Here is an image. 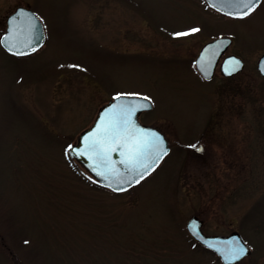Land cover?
I'll return each instance as SVG.
<instances>
[{"label": "rangeland", "instance_id": "1", "mask_svg": "<svg viewBox=\"0 0 264 264\" xmlns=\"http://www.w3.org/2000/svg\"><path fill=\"white\" fill-rule=\"evenodd\" d=\"M17 6L45 43L0 47V264H221L189 236L192 216L206 235H241L238 264H264V4L234 22L201 0H0V36ZM219 37L244 67L205 82L193 61ZM116 96L147 97L138 119L170 148L118 195L67 156Z\"/></svg>", "mask_w": 264, "mask_h": 264}, {"label": "water", "instance_id": "2", "mask_svg": "<svg viewBox=\"0 0 264 264\" xmlns=\"http://www.w3.org/2000/svg\"><path fill=\"white\" fill-rule=\"evenodd\" d=\"M205 1L209 5V7L222 14L231 17H240L237 13L242 10L237 7L238 0ZM41 35L42 39H37V37ZM43 42L44 31L42 24L30 9L19 6L16 7V9L7 16L6 28L2 36L0 37V45L7 53L17 57L26 56L38 50ZM229 44V38H218L206 43L201 48L200 52L194 60V67L205 81H209L213 77L216 64ZM33 48H35V50H32ZM18 53L24 54L21 55ZM236 61L239 62L238 65L235 63ZM242 68L243 62L241 61V59L237 56L229 55L222 61L220 65V72L223 76H231L238 73ZM257 71L261 76H264V53L257 61ZM119 97L120 99H116L115 97L99 109L93 123L78 136L75 144L71 145L68 149L69 157L75 159L103 188H106L113 193L125 192L131 187L138 184L134 183L131 186L124 184L122 185V187H124L126 190L113 191V188L118 186L116 184L117 177L112 172L108 171V167L114 168V171L120 173L124 178H127L129 176L128 169L124 164L120 162L125 158L121 155V152L124 149L117 147V151L109 153L110 165L108 167L101 163V161L91 151H85L88 140L93 136L94 133L97 132L98 126L103 127V124L106 123L110 110L114 108L118 109L121 105L124 104L137 105V110L131 117L132 124L139 130L147 133H155L156 135H158L163 140V147L167 150V153L169 151L167 143L163 135L159 131L150 126L143 125L138 121L137 117L142 111L151 109V104L149 103V101L144 103L143 98L123 96ZM140 103H144V106L140 107ZM82 151L84 152V155L77 154ZM164 157L165 155L155 163L154 168L150 169L148 173L144 175V178H146L155 170V168L159 165ZM149 162L151 163V161ZM97 172H105V175L108 178L105 179L104 177L97 175ZM142 180H140V182ZM109 183L112 184V187L108 186ZM186 229L198 243L218 256L222 264H235L250 254L249 248L244 243L239 233L236 231L224 236L205 235L201 231L200 220L195 216L191 217L188 220V222L186 223ZM237 241L243 243L246 246V248L248 249V254L238 260L229 262L225 259L223 253L230 246H235V242Z\"/></svg>", "mask_w": 264, "mask_h": 264}, {"label": "snow or ice", "instance_id": "3", "mask_svg": "<svg viewBox=\"0 0 264 264\" xmlns=\"http://www.w3.org/2000/svg\"><path fill=\"white\" fill-rule=\"evenodd\" d=\"M258 0H238L237 7L242 9L237 14L243 18L248 16L255 9V4ZM192 31H199L193 29ZM189 33H177V36L188 35ZM37 39H42V35ZM32 50H35L33 48ZM24 54V53H18ZM237 65L238 61L235 62ZM120 99V97H116ZM147 97L143 98L144 103L147 102ZM140 103V107L144 106ZM137 110L135 104H124L118 109L110 110L108 119L103 127L98 126L97 132L88 140L85 151H91L106 167L110 165V152L117 151V147L124 149L121 155L125 157L120 162L128 169L129 176L124 178L120 173L114 171V168L108 167V171L112 172L116 177L117 187L113 191L126 190L122 185L131 186L134 183H139L144 178L148 171L154 168L167 150L163 147V140L155 133H147L135 128L132 124L131 117ZM84 155V152L77 153ZM151 161V163L149 162ZM97 175L107 179L105 172H97ZM109 187L112 184L109 183ZM248 254L246 246L237 241L235 246H230L224 253L227 261H235Z\"/></svg>", "mask_w": 264, "mask_h": 264}, {"label": "flooded vegetation", "instance_id": "4", "mask_svg": "<svg viewBox=\"0 0 264 264\" xmlns=\"http://www.w3.org/2000/svg\"><path fill=\"white\" fill-rule=\"evenodd\" d=\"M201 1H202V3L204 4L205 8H206L209 12H211L212 14H214V15H216V16H218V17L224 18V19L232 20V21H234V22H244V21H248V20H250L252 17L256 16L258 13H260V12L262 11V6H263V4H264V0H258V2L255 4V9H254V11H252L248 16H245V17H243V18H241V17L233 18V17H230V16L222 15V14H220L219 12L210 9V8L207 6V4L205 3V0H201ZM235 1H237V0H235ZM240 10H242V9H240ZM237 12H238V11H237ZM224 54H225V53H224ZM224 54H223V56L220 58L219 63H220V61L226 56V55H224ZM219 63H218V65H217V67H219ZM196 244H197V243H196ZM200 247H201V246H200ZM202 249H203V248H202Z\"/></svg>", "mask_w": 264, "mask_h": 264}]
</instances>
